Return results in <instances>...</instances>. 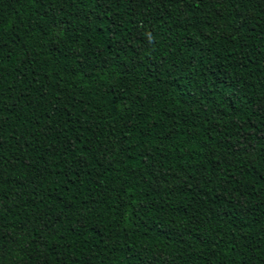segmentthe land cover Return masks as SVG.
<instances>
[{
	"label": "trees",
	"instance_id": "obj_1",
	"mask_svg": "<svg viewBox=\"0 0 264 264\" xmlns=\"http://www.w3.org/2000/svg\"><path fill=\"white\" fill-rule=\"evenodd\" d=\"M0 264H264V0H0Z\"/></svg>",
	"mask_w": 264,
	"mask_h": 264
}]
</instances>
